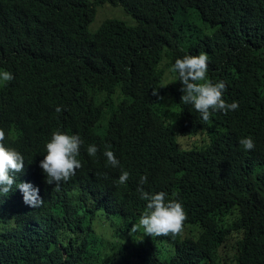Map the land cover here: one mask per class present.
I'll use <instances>...</instances> for the list:
<instances>
[{
  "label": "trees",
  "instance_id": "16d2710c",
  "mask_svg": "<svg viewBox=\"0 0 264 264\" xmlns=\"http://www.w3.org/2000/svg\"><path fill=\"white\" fill-rule=\"evenodd\" d=\"M103 4L136 25L106 19L90 32ZM200 52L222 98L239 104L207 122L161 68ZM0 69L14 75L0 83L3 142L24 156L17 183L43 200L29 206L15 184L0 195V264H264V0H0ZM56 130L83 141L81 167L58 188L39 167ZM190 137L198 143L182 146ZM138 187L182 204L179 233L128 236L146 210Z\"/></svg>",
  "mask_w": 264,
  "mask_h": 264
},
{
  "label": "clouds",
  "instance_id": "9594fccd",
  "mask_svg": "<svg viewBox=\"0 0 264 264\" xmlns=\"http://www.w3.org/2000/svg\"><path fill=\"white\" fill-rule=\"evenodd\" d=\"M171 73L178 74L181 82V101L185 105H191L202 118L207 122L210 115L216 111L228 112L238 109L237 101L228 103L222 98L226 84L223 80L213 82L206 75L208 71V55L205 52L198 54H185L175 59L169 69ZM14 79V75L7 70L0 69V83ZM155 94V90H153ZM60 112L62 109L57 106L55 109ZM4 131L0 129V195H5L13 189L18 188L22 194L23 201L31 207L39 206L43 200L39 195V189L30 182L16 181V174L24 168V156L15 148L7 147L4 141ZM83 143L78 134L56 130L50 135L43 148V159L39 162L45 182L58 188L62 182H66L75 175L76 170L81 167L77 159L80 146ZM238 143L245 151L254 148L253 139L248 137L240 138ZM89 156H95L98 148L89 144L86 148ZM106 157V166L113 168L120 166V161L113 151L105 148L103 152ZM129 178V172L121 170L118 177L119 184H125ZM147 181L146 176L140 177V185ZM140 199L146 201V210L139 217L138 223L131 227L132 232L140 229L146 236L177 234L181 231L185 212L182 204L169 199L164 191L149 192L143 187H138Z\"/></svg>",
  "mask_w": 264,
  "mask_h": 264
},
{
  "label": "rangeland",
  "instance_id": "374dc122",
  "mask_svg": "<svg viewBox=\"0 0 264 264\" xmlns=\"http://www.w3.org/2000/svg\"><path fill=\"white\" fill-rule=\"evenodd\" d=\"M93 1V0H92ZM106 19H118V20H122L125 23H127L130 26H135L136 25V21L135 19L130 16L129 14L126 13V11L124 10L123 7L117 6V7H113L110 4H103L99 7L96 8V13L94 16L93 21L91 22L88 30L90 32H94L98 29V27L101 25V23H103ZM161 68L164 69L165 71V78H164V82L166 84H168L169 82H172L175 78L176 75L175 73H171L169 71V69L171 67H169V61L167 59H165L163 61V63L161 64ZM166 98H168L166 100L165 106L168 108L172 107V100L170 101L169 96H167ZM176 112L175 109L174 111H171V113L167 116V121L168 123L172 124L173 126H175L176 124ZM95 132L97 133L98 136L104 138L105 137V132L103 130L102 125L100 126H96L95 127ZM202 139V137H200ZM181 145L184 147H189V145L192 143H198V138L196 137H190V138H185V139H181ZM139 219H136L135 221H133L135 223H138ZM133 241H139V240H143L144 239V233L143 230L140 229L136 232H129L128 235ZM126 241V239H124V242ZM167 246L170 248L171 245L167 244Z\"/></svg>",
  "mask_w": 264,
  "mask_h": 264
}]
</instances>
